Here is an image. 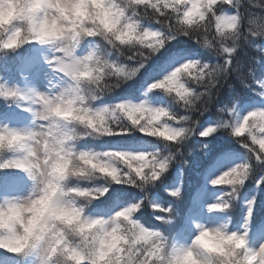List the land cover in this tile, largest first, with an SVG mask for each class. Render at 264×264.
I'll use <instances>...</instances> for the list:
<instances>
[{
    "label": "clouds",
    "instance_id": "clouds-1",
    "mask_svg": "<svg viewBox=\"0 0 264 264\" xmlns=\"http://www.w3.org/2000/svg\"><path fill=\"white\" fill-rule=\"evenodd\" d=\"M0 264H264V0H0Z\"/></svg>",
    "mask_w": 264,
    "mask_h": 264
}]
</instances>
